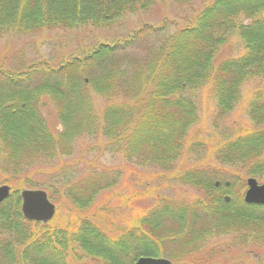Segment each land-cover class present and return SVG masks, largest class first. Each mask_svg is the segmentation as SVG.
<instances>
[{
    "label": "trees",
    "instance_id": "obj_1",
    "mask_svg": "<svg viewBox=\"0 0 264 264\" xmlns=\"http://www.w3.org/2000/svg\"><path fill=\"white\" fill-rule=\"evenodd\" d=\"M156 1L0 0V39L54 27L107 26ZM263 12L264 0H211L184 25H143L55 67L37 61L17 72L0 68V184L11 187L0 203V264L83 258L133 264L142 256L217 264L232 247H264V205L244 203L242 191L243 176L264 181ZM231 35L243 52L215 61ZM250 81L256 86L246 113L254 127L213 144L210 161L180 170L178 160L206 150L204 143L187 140L198 119L197 93L208 88L219 118L232 111ZM98 98L102 106L95 104ZM47 111L55 114L56 126ZM82 137L101 139L106 152L199 195H160L129 219L125 231L112 235L88 210L100 192L118 184L120 170L78 167L70 157ZM26 188L68 203L78 214L75 226L24 219L19 191ZM149 191L146 186L144 195L132 197ZM223 237L227 250L207 245ZM253 264H264V256Z\"/></svg>",
    "mask_w": 264,
    "mask_h": 264
},
{
    "label": "rangeland",
    "instance_id": "obj_2",
    "mask_svg": "<svg viewBox=\"0 0 264 264\" xmlns=\"http://www.w3.org/2000/svg\"><path fill=\"white\" fill-rule=\"evenodd\" d=\"M210 1L157 0L145 10L127 13L107 26L98 27L87 23L71 29L54 27L27 35H6L0 39V68L7 72H17L26 64L37 61H44L55 67L60 61L81 55L83 51L98 43L113 42L117 38L123 39L143 25H154L164 20L175 23L174 27L176 24L184 25ZM261 15L264 16V12ZM173 28L171 26L170 30ZM242 52L243 47L240 40L237 36L231 35L220 47L214 60L222 61L229 57H236ZM255 86L256 81L247 82L242 87V95L236 106L227 115L219 118L215 116V102L208 88H203L197 93L198 119L189 129L187 140L204 143L206 150L198 151L196 154H187L178 160L180 170L189 165H196L198 161H210L213 144L254 127L246 110L247 101ZM94 102L102 106L105 101L98 98L94 99ZM49 107L51 108V106ZM48 114V122L56 126L55 114L53 112ZM70 158L73 161H78V167L87 171L90 169L102 170L105 167L120 170L118 184L100 192L88 210V215L92 216L97 223L104 225L112 235L125 231L129 219L133 215L135 216L138 210L150 206L160 195L180 200H192L199 195L197 191L174 180H161L159 172L155 169L137 166L119 154L106 152L103 149L102 140L98 138L82 137L77 139L73 144ZM232 171L242 177V173L238 169L234 168ZM246 178L243 176L244 180ZM256 181L259 184L264 183L257 179ZM146 186L149 187V194L141 199L132 197L138 193L144 195L142 192ZM245 188L244 185L243 192ZM52 203L55 206V213L50 219L51 223L74 227L77 223V212L64 201ZM228 244L229 242L223 237L214 238L207 245H217L227 250ZM262 256H264V247H232L228 255L222 254L217 259V264H253ZM72 264L102 263L95 259L83 258L73 260Z\"/></svg>",
    "mask_w": 264,
    "mask_h": 264
},
{
    "label": "water",
    "instance_id": "obj_3",
    "mask_svg": "<svg viewBox=\"0 0 264 264\" xmlns=\"http://www.w3.org/2000/svg\"><path fill=\"white\" fill-rule=\"evenodd\" d=\"M11 191L10 186L0 185V203ZM20 211L24 219L33 222L46 223L54 215L55 206L41 189H21L19 191ZM228 199V198H226ZM246 204L264 205V183L259 184L254 178L246 179V190L243 194ZM133 264H172L167 258L142 256Z\"/></svg>",
    "mask_w": 264,
    "mask_h": 264
},
{
    "label": "bare ground",
    "instance_id": "obj_4",
    "mask_svg": "<svg viewBox=\"0 0 264 264\" xmlns=\"http://www.w3.org/2000/svg\"><path fill=\"white\" fill-rule=\"evenodd\" d=\"M247 178H250V177H247ZM246 178V179H247ZM251 178H253V177H251ZM255 179V178H254ZM245 186H246V180H245ZM245 190H246V188H245ZM244 190V191H245ZM243 194H244V192H243ZM226 198H228V199H226ZM224 199L226 200V201H228L229 200V196H224ZM245 203V202H244ZM253 205H258V204H253ZM259 206H262V205H259ZM161 258H164V257H161Z\"/></svg>",
    "mask_w": 264,
    "mask_h": 264
}]
</instances>
